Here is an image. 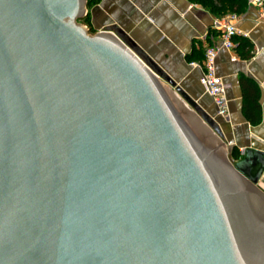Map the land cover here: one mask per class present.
Returning a JSON list of instances; mask_svg holds the SVG:
<instances>
[{
  "label": "water",
  "instance_id": "obj_1",
  "mask_svg": "<svg viewBox=\"0 0 264 264\" xmlns=\"http://www.w3.org/2000/svg\"><path fill=\"white\" fill-rule=\"evenodd\" d=\"M87 1L0 0V264H264V152Z\"/></svg>",
  "mask_w": 264,
  "mask_h": 264
},
{
  "label": "crops",
  "instance_id": "obj_2",
  "mask_svg": "<svg viewBox=\"0 0 264 264\" xmlns=\"http://www.w3.org/2000/svg\"><path fill=\"white\" fill-rule=\"evenodd\" d=\"M227 12L238 15V33L233 48L222 49L216 58V73L226 87L229 107L228 116L220 118L215 117L212 99L199 82L201 69L189 64L200 62L204 46L217 41L212 25L224 12L214 13L190 0H90L86 6L94 33L117 25L216 119L223 135L218 140L232 162L250 151L256 160L254 175L260 167L255 152H264L259 141H264V21L246 1L241 10ZM257 187L264 192V169Z\"/></svg>",
  "mask_w": 264,
  "mask_h": 264
},
{
  "label": "built area",
  "instance_id": "obj_3",
  "mask_svg": "<svg viewBox=\"0 0 264 264\" xmlns=\"http://www.w3.org/2000/svg\"><path fill=\"white\" fill-rule=\"evenodd\" d=\"M248 6L255 7L259 19L264 21V0H246ZM238 15L235 12H226L217 17L213 22V28L218 32L217 41L206 44L203 49V58L200 62H190L191 67L201 69L199 82L204 92L212 99L215 107V117L228 116V98L226 87L216 73V58L222 49L233 48V38L238 33L236 22Z\"/></svg>",
  "mask_w": 264,
  "mask_h": 264
},
{
  "label": "trees",
  "instance_id": "obj_4",
  "mask_svg": "<svg viewBox=\"0 0 264 264\" xmlns=\"http://www.w3.org/2000/svg\"><path fill=\"white\" fill-rule=\"evenodd\" d=\"M210 9L214 13L241 10L246 0H190ZM90 0L87 1L89 4ZM247 115V114H246ZM248 118L253 120L248 115ZM255 121V120H254Z\"/></svg>",
  "mask_w": 264,
  "mask_h": 264
},
{
  "label": "rangeland",
  "instance_id": "obj_5",
  "mask_svg": "<svg viewBox=\"0 0 264 264\" xmlns=\"http://www.w3.org/2000/svg\"><path fill=\"white\" fill-rule=\"evenodd\" d=\"M224 13H226V12H224ZM224 13H223V14H224ZM223 14H221V15H223ZM80 24H82L84 27H86V28L88 29V31H89L90 34H94V31L92 30V28H91L90 25H89V19H88V14H87V13H86V15L80 20ZM181 102H182V101H181ZM182 103H183V102H182ZM183 104L185 105V103H183ZM185 106L187 107L188 111L192 113L190 107H188L187 105H185ZM211 132H212V131H211ZM212 134H214V133L212 132ZM217 139H218V137H217ZM227 157H228V160H229L230 162H232V160L229 158V155H227Z\"/></svg>",
  "mask_w": 264,
  "mask_h": 264
}]
</instances>
